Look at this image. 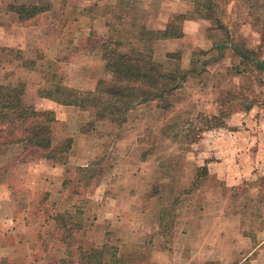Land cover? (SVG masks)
I'll list each match as a JSON object with an SVG mask.
<instances>
[{"label": "rangeland", "instance_id": "374dc122", "mask_svg": "<svg viewBox=\"0 0 264 264\" xmlns=\"http://www.w3.org/2000/svg\"><path fill=\"white\" fill-rule=\"evenodd\" d=\"M211 1L223 13L228 39L210 31L207 38L214 42L200 43L202 21L188 26L174 46H158L155 57L167 60L166 71L193 72L180 82L171 110L154 102L139 105L120 127L42 97L94 91L99 80L110 79L102 43L120 41V49L128 51L141 27L158 29L174 15H168L173 0H44L50 10L26 22L46 28L41 40L0 47V85L20 86L27 104L53 109L54 144L72 141L64 162L54 163L21 145L0 146V185L15 189L12 196L1 193L15 201L16 218H34L32 226L40 227L51 249L50 263L65 264L60 225L70 214L74 229L80 227L72 233L73 264H96L89 256L79 258L92 249L113 264H264V166L232 187L206 168L209 152H227L238 141L218 129H242L264 149V74L232 49H218L222 42L247 46L264 61V0L242 1L246 13L240 0ZM244 23L250 25L248 37L242 36ZM169 49L174 52L166 53ZM249 103L254 106L247 111ZM95 161L101 163V178L71 195L65 182ZM201 167L207 175L197 171Z\"/></svg>", "mask_w": 264, "mask_h": 264}, {"label": "trees", "instance_id": "16d2710c", "mask_svg": "<svg viewBox=\"0 0 264 264\" xmlns=\"http://www.w3.org/2000/svg\"><path fill=\"white\" fill-rule=\"evenodd\" d=\"M196 1L197 7L194 12L187 15H172L161 30H148L141 27L130 38L128 51L120 49V41L102 43L104 69L110 75V79L99 80L94 91L76 93L64 90L60 97L43 96L42 98L52 99L60 105L88 110L93 114L95 122L106 121L115 127L125 124L128 113L142 104L154 102L162 111L168 112L172 108L171 98L180 88V82L185 81L193 70L191 67L186 71L180 69L166 71L163 66L153 60L151 48L153 42L182 38V23L197 17L210 21L211 30L225 29L222 23L223 13L219 10L218 4H214L211 0ZM7 9L16 15L19 26L26 27V22H34L36 18L48 12L50 5L44 0H37L36 4L8 5ZM122 18L124 15H118V19ZM224 48L232 49L241 60L253 62L256 69L264 74V61L258 59L254 51L232 44L225 46L223 42L218 45V49ZM24 98L25 93L20 86L0 85V146L21 145L24 152L45 154L44 159L53 163L64 162L72 147L71 139L54 144L53 125L57 121L54 112L36 109L27 104ZM252 106L254 104L249 103L245 110L248 111ZM91 124L94 125V123ZM197 171L207 175L205 167L198 168ZM102 175L101 163L95 161L91 165L78 167L75 180H67L66 187L70 189L71 195H80L82 192L79 190L87 191ZM73 183L75 186H70ZM67 218L69 222L67 224L63 222L60 225L64 234L60 240L61 243L65 241L64 244L68 250L66 251L67 259H62L61 263L73 264L75 253L71 251L74 243L72 233L73 230H80V227L75 225L76 229H74L73 223H70L71 215L68 214ZM67 225L69 227L65 229ZM75 252H78V248ZM97 252L92 249L87 255L83 251L79 258L81 260L89 256L91 261L96 259V264H113L109 259H102ZM88 263L91 264L90 261Z\"/></svg>", "mask_w": 264, "mask_h": 264}, {"label": "crops", "instance_id": "0c3cea01", "mask_svg": "<svg viewBox=\"0 0 264 264\" xmlns=\"http://www.w3.org/2000/svg\"><path fill=\"white\" fill-rule=\"evenodd\" d=\"M173 6L169 14H182L187 15L190 12H194L197 7L196 0H173ZM244 0H240L239 6H243V11L246 13V6H244ZM37 0H24L17 3L11 4L7 0H0V47L14 49L19 47H24L30 43H35L41 40L40 35H43L44 28L41 25H30L27 27H21L17 24V17L14 13L8 11V5H19V4H36ZM161 3L162 0H159ZM230 8V4L227 5ZM248 11V7H247ZM197 17V15H195ZM195 18L193 20H187L183 23L182 33L183 37L179 39H169L163 41H155L152 44V57L153 60L163 66L167 60H157L155 57L156 49L158 46H174L177 41L183 40L187 36L188 26H197L202 22L204 23V31L200 29L199 37L203 35L204 38L199 41L200 43L209 41L214 42L210 37L207 38V32L214 31L220 34V36H225L227 39L228 29L223 31L211 30V23L206 19ZM167 20L164 22L163 26L155 30H161L165 27ZM150 30V29H148ZM153 30V29H151ZM248 31L250 30V25L247 23L243 24L241 32L243 37H248ZM230 32V31H229ZM230 34V33H229ZM225 38V40H226ZM247 39V38H246ZM248 40V39H247ZM247 40L245 42H247ZM207 44V43H206ZM225 46H229L228 43H224ZM211 46V45H210ZM194 47L204 49L195 45ZM245 46L243 49H248ZM60 50V49H59ZM174 49H169L166 53L172 52ZM198 50V49H197ZM249 50V49H248ZM196 51L193 50V52ZM174 52V51H173ZM181 52V51H180ZM190 53L189 57L192 55ZM177 53V52H175ZM183 55V54H182ZM145 105V104H142ZM133 110V109H132ZM131 110V111H132ZM52 111H54L52 109ZM130 111V112H131ZM55 112V111H54ZM244 121V120H243ZM247 122V120H246ZM219 132H226L229 135L237 138V143L234 141L229 143L231 146L230 150L227 152L216 150L209 152V159L206 157V168L209 175L215 176L217 180L226 183V186L232 187L237 186L243 180H247L255 173H257L264 166V149L261 151L260 146L258 147L254 144L252 138H249L248 132L240 130L234 132L232 130L218 129ZM220 134V133H219ZM218 134V135H219ZM222 138H219V142L223 144ZM226 142V141H224ZM227 143V142H226ZM216 144V143H215ZM224 145V144H223ZM12 172L11 170L8 171ZM21 186V185H19ZM2 192H6V195L12 196L15 192L14 185L7 184L5 186L0 185V264H52L49 261L50 250L47 246L46 237L37 226L34 228L33 219H25L21 217L16 218V204L15 201L4 200V195ZM25 207V204L23 205ZM43 224V223H42ZM39 224V225H42ZM51 259V258H50Z\"/></svg>", "mask_w": 264, "mask_h": 264}]
</instances>
